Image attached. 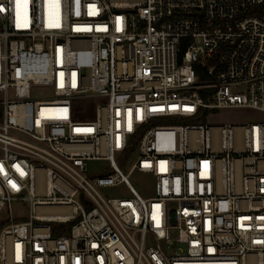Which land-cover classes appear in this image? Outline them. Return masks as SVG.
Returning a JSON list of instances; mask_svg holds the SVG:
<instances>
[{
    "label": "built area",
    "instance_id": "built-area-1",
    "mask_svg": "<svg viewBox=\"0 0 264 264\" xmlns=\"http://www.w3.org/2000/svg\"><path fill=\"white\" fill-rule=\"evenodd\" d=\"M232 107L264 112V0H0V264H264Z\"/></svg>",
    "mask_w": 264,
    "mask_h": 264
},
{
    "label": "rangeland",
    "instance_id": "rangeland-1",
    "mask_svg": "<svg viewBox=\"0 0 264 264\" xmlns=\"http://www.w3.org/2000/svg\"><path fill=\"white\" fill-rule=\"evenodd\" d=\"M9 96L10 98L12 97L11 94ZM260 120H264V112H260L248 108H239V107L213 110L208 119L210 123H214V124L242 123V122L260 121ZM165 122L169 123V121H165ZM190 122H194V121L192 119L190 120L184 119L181 121L180 120L173 121L171 123H190ZM132 160L133 158H130L124 163V165L122 166L123 171H127ZM128 180L130 184L142 195L146 196L152 194L153 181L149 175L142 174L137 171H133L128 176ZM100 191L105 196L124 195L122 187L103 188L100 189ZM12 210H13L12 216L14 217L15 221H22L25 219V217H20L27 213V209L24 208L21 203H13Z\"/></svg>",
    "mask_w": 264,
    "mask_h": 264
},
{
    "label": "trees",
    "instance_id": "trees-1",
    "mask_svg": "<svg viewBox=\"0 0 264 264\" xmlns=\"http://www.w3.org/2000/svg\"><path fill=\"white\" fill-rule=\"evenodd\" d=\"M197 71L200 72V74H201V71H199L198 68H197ZM201 77H203V76L201 75ZM3 222H4V221H2V220L0 221V226H1V224H2Z\"/></svg>",
    "mask_w": 264,
    "mask_h": 264
}]
</instances>
